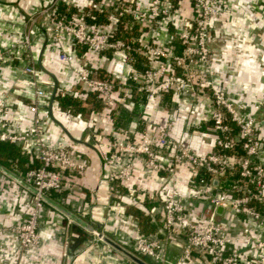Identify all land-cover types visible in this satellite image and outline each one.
<instances>
[{
  "label": "built area",
  "instance_id": "1",
  "mask_svg": "<svg viewBox=\"0 0 264 264\" xmlns=\"http://www.w3.org/2000/svg\"><path fill=\"white\" fill-rule=\"evenodd\" d=\"M222 1L149 0L139 8L137 0H101L96 8L110 10L109 18L101 21L94 8L67 14L60 12L58 0H54L26 18L19 43L25 48L26 62L17 81L28 82L22 95H31L26 103L17 102L15 108L11 106L9 92L14 91L16 84L0 92V118L10 120V127H0V142L17 143L29 150L33 158L26 171L8 167L32 183L39 193L33 192L32 205L22 222L1 226L0 230L15 233L23 249L39 245V218L45 203L41 193L50 195L67 189L76 192L90 167L88 158L68 142L47 137L46 120L52 118L49 111L53 89L44 86L33 53L34 29L44 19L54 35L66 34L88 49L81 63L72 52L59 53L60 59L70 64L81 92L96 93L103 101L102 109L92 110L87 119L81 111L74 114L86 124L95 122L100 115L113 117L118 100L116 90L126 83L127 77L135 81L148 101L172 89L179 90L186 102L191 95L203 98L205 118L211 121L215 132L211 151L201 152L179 139L174 112L165 122H158L144 111L143 126L134 137L127 128L114 129L109 124L95 133V143L100 145L105 159L104 176L116 184H130L141 165L145 176L136 183V195L143 201L146 197L157 198L156 191L146 184L150 173L157 181L164 174L167 184L162 189L161 204L153 205L149 212L162 213L168 234L182 246L185 261L178 264H264V137L260 132L264 95L249 108L248 103L229 95L222 75L214 68L216 36L212 21L223 15ZM186 2L193 5L188 17ZM128 16L135 18L140 33L123 39L117 34ZM170 23H175L174 33L183 45L181 50L172 42V31L166 29L161 35ZM17 47L18 44L0 46V75L2 67L13 62ZM108 50L113 52L115 68L111 75L99 76L97 69ZM136 52L146 55L145 69L135 66ZM61 93L75 96L78 91L66 89ZM129 105L135 107V102L132 100ZM26 111L31 113L32 122L19 129L17 120ZM183 169L189 171L187 181L181 174ZM4 177L15 180L0 169L1 189L6 187ZM219 206H223L221 212ZM116 207L122 218L128 217L122 200H114L109 210ZM228 211L241 225L219 216ZM133 251L152 264L167 261L164 241L156 236L139 237ZM246 252L251 257L245 261Z\"/></svg>",
  "mask_w": 264,
  "mask_h": 264
},
{
  "label": "crops",
  "instance_id": "2",
  "mask_svg": "<svg viewBox=\"0 0 264 264\" xmlns=\"http://www.w3.org/2000/svg\"><path fill=\"white\" fill-rule=\"evenodd\" d=\"M52 1L54 0H0V46L18 44L13 62L2 67L0 92L6 91L11 84H16L14 91L9 92L13 100L11 106L15 108L18 106L17 102L26 103L31 95L30 92L27 96L22 95V88L28 86V82L17 81L18 73L26 62L25 48L19 44L23 37L25 20ZM100 1L58 0V3L60 12L67 14H78L94 8L98 10V20L104 21L109 18L110 10L96 8ZM148 2L149 0H137L139 8L145 7ZM222 4L223 15L212 21L213 33L216 36L213 41L216 47L214 68L222 75L229 95L237 101L248 103L251 108V105L264 95V0H223ZM192 6L189 2L185 3V17L192 14ZM174 24L170 23L163 28L161 35L166 29L172 31V42L177 50H181L183 45L174 33ZM139 33L140 28L135 18L128 16L121 23L117 36L130 39ZM62 50L74 53L79 63L88 55L87 47L76 43L66 34L54 35L48 20L43 19L33 33V53L38 64L41 62L46 69L43 70L39 64L43 84L50 90L54 89L56 77L59 93L66 89L78 91L74 97L79 102L62 106L57 94L56 107H53L55 118L78 140L71 138L53 118L46 120L47 137L55 142H68L88 158L90 167L82 180L83 184L77 187L76 192L72 193L67 189L52 192L50 195L84 219L101 223L103 232L132 250L135 249L137 239L143 235L161 238L167 255L165 264L183 263V248L168 234L162 213L149 212L153 205L161 204L162 189L167 184L164 174L157 181L150 173L146 184L148 189L156 191L157 198L152 200L146 197L141 201L136 195V183L145 176L144 168L139 165L134 182L130 184L110 182L104 176L105 159L100 145L95 143V133L103 125L109 124L114 129L127 128L134 137L143 126L144 111L158 122H165L174 112L175 133L179 139L206 153L214 148L215 132L211 121L205 118L203 98L191 95L186 102L179 90L172 89L148 101L145 93L137 88L135 81L127 77L126 83L120 84L116 90L118 100L113 117L100 115L95 122L86 124L84 119H79L74 114L81 111L87 119L92 110L102 109L103 101L96 93L81 92L79 84L75 83L70 64L59 57ZM135 55V66L141 70L145 69L146 55L139 52ZM114 64L112 50L106 51L101 58L97 74L111 75ZM132 100L135 107L129 105ZM260 118V132L264 137V111ZM31 122L32 115L26 111L17 120L18 128L25 129ZM9 123L10 120L6 117L0 118V127L8 128ZM28 155V162H31L33 157L31 153ZM261 156L264 160V143ZM181 174L187 181L189 171L183 169ZM3 180L6 187L0 188V227L22 222L34 196L33 192L21 183L6 177ZM117 199L125 203L127 218L121 217L118 207L109 210V205ZM219 216H226L227 222L230 220L233 224L241 225V221L234 218L230 211ZM39 229L41 243L26 249L22 248L15 233L0 230V264H137L46 201L41 208ZM97 240H102V243ZM250 257L249 252H246L243 259L246 261Z\"/></svg>",
  "mask_w": 264,
  "mask_h": 264
},
{
  "label": "water",
  "instance_id": "3",
  "mask_svg": "<svg viewBox=\"0 0 264 264\" xmlns=\"http://www.w3.org/2000/svg\"><path fill=\"white\" fill-rule=\"evenodd\" d=\"M39 64H40V66L43 69H45L41 62ZM57 90H58V79L55 77V87L53 89V93H52V96H51V100H50V111H49L50 115L54 119H56V118H55V116L53 114V102L55 100V97H56V94H57ZM58 123L64 128L65 132L71 138H73L75 140H78L77 138H75L72 135V133L68 130V128H66L62 124V122L58 121ZM80 141H82V140H80ZM83 142H85L86 144L92 145L88 141H83ZM0 169L2 171H4L6 174L10 175L15 180H17L18 182H20L22 185H24L28 189H30L32 192L39 193V190L32 183H30L29 181H27L24 177H22L18 173L14 172L12 169H10L8 166H6L1 161H0ZM41 197L46 202L52 204L54 207H56L57 209H59L60 211H62L64 214H66L70 218V220H73V221L78 222L83 227H85L89 231L93 232L95 234L96 238H100L103 241H105L106 243H108L109 245L113 246L115 249H117L118 251H120L123 254H125L128 258H130L135 263H137V264H152L147 259H145L143 256L139 255L138 253H136L132 249L128 248L124 244L120 243L119 241H117L116 239H114L113 237H111L110 235H108L107 233L103 232L101 230V227H102V224L101 223H94L92 221H88V220L84 219L83 217H81L80 215H78L75 211H73L72 209H70L66 205L62 204L61 202H59L57 199H55L54 197H52L49 194L41 193ZM222 210H223V206H219L218 207V211L221 212Z\"/></svg>",
  "mask_w": 264,
  "mask_h": 264
},
{
  "label": "trees",
  "instance_id": "4",
  "mask_svg": "<svg viewBox=\"0 0 264 264\" xmlns=\"http://www.w3.org/2000/svg\"><path fill=\"white\" fill-rule=\"evenodd\" d=\"M57 97L62 106L79 103L72 94L58 93ZM29 153V150L20 144L8 141L0 142V161L13 169L26 171L32 165L31 162H28Z\"/></svg>",
  "mask_w": 264,
  "mask_h": 264
},
{
  "label": "rangeland",
  "instance_id": "5",
  "mask_svg": "<svg viewBox=\"0 0 264 264\" xmlns=\"http://www.w3.org/2000/svg\"><path fill=\"white\" fill-rule=\"evenodd\" d=\"M92 233V232H91ZM93 234V233H92ZM94 235V234H93ZM100 241L102 243V240H97V242Z\"/></svg>",
  "mask_w": 264,
  "mask_h": 264
}]
</instances>
